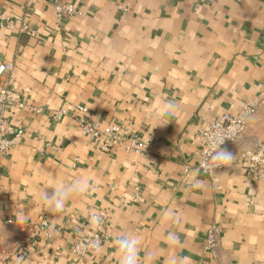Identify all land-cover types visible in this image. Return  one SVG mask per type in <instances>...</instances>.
<instances>
[{
    "label": "crops",
    "instance_id": "crops-1",
    "mask_svg": "<svg viewBox=\"0 0 264 264\" xmlns=\"http://www.w3.org/2000/svg\"><path fill=\"white\" fill-rule=\"evenodd\" d=\"M59 2L77 13L0 0V66L11 63L14 80L5 115L20 131L0 156V264H118L125 234L138 238L137 264H264V178L246 179L240 160L264 141V106L220 149L230 162L200 169L195 141L211 118L264 98V0ZM81 118L148 146L103 150ZM83 176L89 191L63 211L40 200L53 177ZM100 211L107 235L74 254ZM213 224L214 256L203 249Z\"/></svg>",
    "mask_w": 264,
    "mask_h": 264
},
{
    "label": "built area",
    "instance_id": "built-area-1",
    "mask_svg": "<svg viewBox=\"0 0 264 264\" xmlns=\"http://www.w3.org/2000/svg\"><path fill=\"white\" fill-rule=\"evenodd\" d=\"M54 6L57 16L62 14H76L75 7L70 3H61L59 0H49ZM1 19V17H0ZM32 34V30H28ZM13 65L11 63L2 64L0 66V76L5 72L7 76L0 81V156L4 157L9 154L17 138L20 136V131H15L6 118V111L13 105ZM18 108H23L22 102H16ZM264 106V98L255 99L245 102L237 113H223L220 116L213 117L203 124L197 130L195 141L197 146L198 167L203 170H208L211 166L212 159L222 147L234 143L244 132L248 118L253 116L258 107ZM31 110L38 112L39 109L30 107ZM81 112H86L87 109L83 106H77ZM66 115L64 110H59L52 115L54 120L60 119ZM78 126L81 133L91 137L93 142L99 145L103 150L110 148L124 147L127 151L139 153L148 146V142L143 140L136 134H130L124 138L120 135V128L117 125L110 124L101 128L96 123L81 118L78 120ZM223 136L221 144L216 145L214 138ZM240 160L243 164V173L248 180H258L264 178V141H259L255 148L244 152ZM189 167L185 168L189 172ZM101 217V223L96 228V232L79 240L73 247L72 252L76 255L84 254L94 247L85 245L90 241H98L99 245L107 235L106 233V213L100 211L97 213ZM45 225V224H44ZM218 226L211 225L206 233L205 244L203 249L205 252L215 255L217 248Z\"/></svg>",
    "mask_w": 264,
    "mask_h": 264
},
{
    "label": "clouds",
    "instance_id": "clouds-1",
    "mask_svg": "<svg viewBox=\"0 0 264 264\" xmlns=\"http://www.w3.org/2000/svg\"><path fill=\"white\" fill-rule=\"evenodd\" d=\"M172 107H174V105L170 103L167 105V108L169 109ZM223 139V136L214 138L217 147L222 143ZM232 157V153L225 150H219L215 155V159L218 161L230 162ZM89 188L90 181L86 176L76 177L69 183L57 182L53 177L49 187L40 192L39 198L50 210L61 212L73 196L86 194L89 191ZM91 219L92 223L97 226L102 222L101 217L98 214H94ZM116 245L118 264H137L138 238L125 234L117 238ZM87 247L98 248L99 242L90 241L85 245V248Z\"/></svg>",
    "mask_w": 264,
    "mask_h": 264
}]
</instances>
